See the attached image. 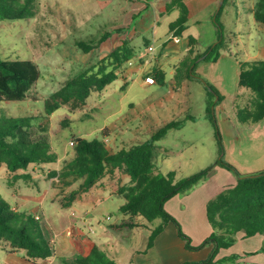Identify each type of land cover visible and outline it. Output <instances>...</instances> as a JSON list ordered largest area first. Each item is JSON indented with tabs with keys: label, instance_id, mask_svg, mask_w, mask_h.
Segmentation results:
<instances>
[{
	"label": "rangeland",
	"instance_id": "1",
	"mask_svg": "<svg viewBox=\"0 0 264 264\" xmlns=\"http://www.w3.org/2000/svg\"><path fill=\"white\" fill-rule=\"evenodd\" d=\"M107 1L33 0L34 17L17 21L0 20V59L30 60L38 66L41 72L39 81L32 87L25 101L0 103V120L10 117L30 120L34 135L46 137L50 144V152L57 155L54 163L32 164L27 170H19L16 173H11L6 164H0V195L13 210L21 215V221L26 217L35 219L36 215H40L41 221L38 222L40 227L47 225L51 220L61 229L69 224V219H73V217L64 219L61 214L60 217L54 215L56 209L62 214L70 213L71 209L70 207L62 208L60 203L53 199L56 197L66 206L72 199V192L79 191L74 200L85 193L79 189L81 181L64 186L57 177L51 178V173L62 171L65 163L73 158L75 139L105 140L102 130L107 127L110 132V144H107L113 150H116L117 146L122 149L124 148L122 147L123 142L134 141L133 145H135L150 140L152 134L160 127L153 128L149 135L147 128L149 121L155 119L160 122L162 120L161 124H164L172 115L167 107L161 108L157 104L165 96L166 85L159 86L154 92L141 88L138 83L124 88L122 76L108 85L104 91L93 92L82 108L73 110L69 106H62L51 115L47 114L46 102L62 88L67 79L89 69L97 71L101 65L103 58L100 57L96 48L90 53H84L77 46V42L97 43L105 31H111L114 25L124 21L120 12L128 4L123 0H113L112 4L110 2L106 4ZM24 4L25 1L22 2V5ZM253 5L254 0H227L225 4H222L218 18L219 25L216 21L214 22L217 35L213 41L210 24H203L200 49L207 50L215 45L220 31L224 38L225 48L221 51L218 62L203 61L195 68L194 75L203 82L194 76L189 78L191 82L188 86L190 93L188 98L190 111L188 112L195 117L197 123L188 124L174 134L179 140L195 141L197 139L195 143H192V147L199 149L197 152L199 158L196 157L192 167L183 171L177 181L207 169L220 158H223L224 162L233 166L243 176L264 171V121L243 124L239 122L237 115L238 109L248 104L253 94L248 89L236 85V72L239 68L241 70V64L261 60L259 50L261 47L264 48V28L256 24L251 13L247 12L248 7ZM176 15H167L160 19V35L167 30L169 23L175 20ZM144 16V13H135L132 21L134 25L138 24ZM149 38L152 39L151 36ZM142 41L140 39L139 43L142 44ZM166 61L168 59L164 62ZM122 70L124 66L120 69ZM204 83L211 85L222 97L220 102H217V97L214 99L215 107L211 115L217 121L220 140L216 135L212 118L207 113L210 97ZM157 145L163 148L173 145L175 148L183 149L186 157H189L192 149L190 146L183 147V143L176 140L173 134L168 139L165 138L158 142ZM218 167L214 168L213 173L199 185L210 180ZM220 168L236 179L231 171ZM23 175H28V177H23ZM118 177H120L119 180H117ZM121 178L122 176L118 175L114 178H106L104 181L108 182L112 190L120 189L123 185ZM103 193L106 200L102 206L98 207L96 211L98 216L89 217L88 221L93 225V230L97 232L96 238L102 234L100 232L105 224H120L126 219L121 218L118 211L124 199L121 200L120 196L109 198L108 191ZM86 204L87 202H84V207L79 208V215L93 210L91 204L88 206ZM78 205H81L80 202ZM107 216L111 220L106 221ZM175 219L180 224L182 232L191 239L193 246L201 245L208 238L198 243L197 237L203 230L186 227L185 221ZM144 223L149 228H155L162 221ZM26 226L31 231H37L38 226L33 220L27 222ZM139 228L137 230L126 229L132 233L130 237L122 235L128 242L127 246H134L137 249L146 246L149 233L146 235L145 228ZM111 231L110 234L102 235V238H117L118 234L115 232L112 234ZM170 233L179 239V244L175 246L176 253L180 252L181 257L187 262H200L208 259L210 254L206 256L200 250L199 252H186L184 250L185 241L178 237L173 226L168 228L165 236ZM109 249H106V254L118 262L121 258L115 257ZM127 253L124 251V255ZM247 254L249 253L245 255ZM218 255L216 260L221 259ZM232 255H239L237 264H241L242 255L236 253ZM24 261V251H14L8 243L0 241V264H25ZM135 262L136 264H160L155 253L147 257H138ZM54 264H59V261L56 259Z\"/></svg>",
	"mask_w": 264,
	"mask_h": 264
},
{
	"label": "trees",
	"instance_id": "2",
	"mask_svg": "<svg viewBox=\"0 0 264 264\" xmlns=\"http://www.w3.org/2000/svg\"><path fill=\"white\" fill-rule=\"evenodd\" d=\"M25 4L22 5V2ZM227 0H224L225 4ZM33 0H0V20L17 21L34 17ZM223 7V6H222ZM215 17L218 18L222 10ZM179 9L178 19L171 23L170 31L175 36H182L188 27V10L180 0H172L167 4V11ZM255 22L264 28V0H254L252 8ZM222 30V29H221ZM105 34L97 43L88 44L78 41L77 46L84 53H90L107 39ZM197 39L189 37V51L180 62L178 69L186 70L194 76L197 65L203 61L217 62L225 42L220 31L218 41L204 53L195 55ZM129 42L113 48L102 60L97 71L91 69L69 78L62 88L54 93L46 102V112L51 115L62 106L76 110L82 108L93 92H101L118 79V73L125 63L135 57ZM157 81L163 82L164 72L156 71L153 75ZM41 72L38 66L30 60L0 59V103L22 102L28 98L32 87L39 81ZM201 80L200 78H197ZM202 81V80H201ZM203 82V81H202ZM209 92L210 102L207 108L209 116L215 107L214 99L220 102L222 97L208 83H204ZM239 87L252 92L248 104L238 109L239 122L243 124L258 123L264 119V60L241 64ZM216 135L220 133L215 117L211 116ZM30 120L10 117L0 120V164H6L11 173L27 170L32 164H50L57 160V155L50 152V144L43 135H34ZM179 125L172 122L153 133L150 140L112 152L103 139H75L74 157L65 163L62 171L52 172L51 178H58L64 186L81 181L79 189L89 192L99 187L104 179L118 175H127L128 185H123L118 195L125 203L119 208V213L127 216L120 224H113L116 231L123 229L148 228L146 250L154 246L156 238L172 223L178 236L185 241V247L190 251H199L212 247L207 260L186 262L183 264H237L239 255H232L216 260L220 250L228 249L237 242L238 233L245 238L255 235L264 237V171L243 176L230 164L220 158L214 165L198 173L176 181L175 173L163 174L156 172V143L162 140L169 130ZM104 135V132L102 133ZM217 166L226 168L236 177V185L229 187L211 199L207 204V219L212 227L211 235L199 246H193L178 221L165 209L167 201L176 195L189 194L202 181L206 180ZM17 177V176H16ZM28 177V175H23ZM20 178V177H19ZM79 191L71 193L72 199L66 206H71ZM14 211L11 205L0 195V241L8 243L14 251H24L25 258L33 264H44L55 257L50 243L43 238L39 220L24 219ZM33 220L37 231H31L26 226ZM161 220L155 228H149L144 222L153 223ZM39 235V236H38ZM264 254V241L260 249ZM249 253L247 255H253ZM59 264H117L104 250L94 246L88 256L74 255L57 257Z\"/></svg>",
	"mask_w": 264,
	"mask_h": 264
},
{
	"label": "crops",
	"instance_id": "3",
	"mask_svg": "<svg viewBox=\"0 0 264 264\" xmlns=\"http://www.w3.org/2000/svg\"><path fill=\"white\" fill-rule=\"evenodd\" d=\"M123 1L128 4L120 12L123 15L124 21L121 24L114 25L111 31H105L103 35L108 34L107 39L99 46V48H96V50L99 51L100 57L104 58L113 48L122 45L124 41L129 42L130 48H132L135 53V57L131 59L133 65L129 66L125 63L124 70L117 71L118 77L122 76L124 79V88L138 83L141 88L154 92L159 86H167V91L164 94L165 96H163L157 104L161 108L167 107L169 113L172 115L169 116V120L164 124H161L162 120H160V122L155 121V119L150 120L147 124L148 134L150 135L152 133L153 128L158 129L160 127L159 129H161L165 125L174 122L179 126L169 130L163 139H168L169 136L173 134V137L176 140L183 143V147L190 146L191 148L193 146L192 143H195L197 139L195 141L184 139L179 140V138L174 134V132L182 130L188 124L197 123L195 117L188 112L190 111V105L188 102L190 93L188 92V86L191 82L189 79L191 76L187 71L179 70L178 66L189 51V37H194L198 41L195 45V55L206 51V49H200L202 39L201 32L204 23L210 24L214 37L212 38V41L216 38L217 33L214 22L221 0H180L184 3L188 10V27L182 36H175L170 31L171 23L175 22L180 15V11L177 8H174L170 12L167 11V4L172 0ZM109 2L112 4L113 0H108L106 4ZM103 6H105V4H103ZM253 6L248 7L247 11L248 13H251L252 16L253 13L251 11ZM135 13L145 14V16L141 18V21L136 25L132 22ZM172 14H177L175 20L171 21L167 30L160 35V19ZM131 15H133V17H131ZM149 36H151L152 39H150ZM140 39L143 40L142 44L139 43ZM149 47H153L154 51L149 52ZM259 57H261V60H264L263 47L259 50ZM167 59L168 61L164 62ZM156 71L164 72L165 76L163 82L157 81L153 76ZM240 71L241 70L239 68L238 72H236L237 86H239ZM148 76H153L156 80V84H147L145 82V78ZM130 82L132 83L130 84ZM150 106L152 107V104H150ZM148 110H151V108H148ZM221 113L223 114V111ZM263 121L264 119L260 122ZM115 127L117 126L115 125ZM103 132L104 135L102 136L105 137L104 142L106 143L107 148H109L112 152L121 150L119 146L116 147V150H113V148L107 144H110V132L107 127L102 130V133ZM133 143L134 141L129 143L123 142L122 147L129 148L133 146ZM157 144L158 142L156 143V172L163 174L173 172L175 173L176 181L180 178L181 173L186 171V169L191 168L195 163V159L199 158L197 156V152L199 151L198 148L194 149L192 147L189 157H186L183 149L181 150L178 147L175 148L173 145L165 146L163 148L159 147ZM210 178V180L208 179L209 181L207 180L208 182H203L191 193L176 195L165 204L166 211L182 222L185 221L186 227H191L193 229L197 228L198 230L201 228L203 230V232L197 237V240H199L198 243L204 241L213 231L207 219L208 202L225 189L232 187L237 183L236 179L230 173L222 170L220 167L216 169L214 175ZM119 179L120 177H118L117 180ZM121 179L123 180V185H128L130 182L127 175L122 176ZM105 191L109 192V198L119 196V189L114 188L112 190V188L108 185V182L105 180L104 184H101L99 188H93L89 192L78 196L71 203V206H65L56 197H54L53 200L60 203L62 208L70 207L69 209H71L70 213L65 212L63 214L56 209L54 215L60 217L61 214L64 219H69L70 217H73V219H69V224L61 229L51 220H49L47 225L41 226L42 236L50 243L55 255L53 259L44 264H54L57 257H71L74 255L88 256L94 246H98L104 251L111 248V250L109 249L110 253L115 255V257L121 258L118 260L117 264H136L135 260L138 259V257H147L152 253L157 255L160 264H183L187 262L185 258L181 257L180 252L176 253L175 251V246L177 243L179 244V239L175 237L173 233L165 236L170 226L175 228L178 235L177 229L172 223H169L166 226L165 230L156 238L154 246L147 251H145L146 246L142 249H137L134 246H127L128 242L123 237H130L132 233L128 232L126 229L116 231L111 228L112 224H105L100 232L102 234L99 238H96L95 235L97 232L93 230V225L88 221L90 218H96L98 216L96 211L106 200L103 193ZM120 199L123 200L124 198L122 199L121 197ZM123 201L124 202L120 204L118 209L125 203V200ZM78 202H80L81 205H78ZM84 202H87L86 206L91 204L93 210L87 211L84 215H79V208L84 207ZM120 215L121 218H127V216L122 214ZM39 221H41V217ZM98 223H102V221H98ZM191 228L188 229L193 230ZM110 230H112L111 233L115 232L118 234L117 238L111 237L110 239H103L102 235L104 236L110 234ZM144 231L147 232L146 235L150 233L148 228H145ZM237 239L238 240L234 246L228 249H222L218 257L222 258L236 253L242 255V259L240 260L241 264H264V254L260 252L264 241V237L262 235L245 238L244 233L240 232L237 235ZM109 242H111V244H109ZM184 250L186 252H191L190 250H187L186 247ZM211 250L212 247H206L200 251L204 252V255L208 256ZM124 251L128 252L127 255H124ZM246 253L254 254L245 255ZM24 262L25 264H33L26 260V258Z\"/></svg>",
	"mask_w": 264,
	"mask_h": 264
},
{
	"label": "built area",
	"instance_id": "4",
	"mask_svg": "<svg viewBox=\"0 0 264 264\" xmlns=\"http://www.w3.org/2000/svg\"><path fill=\"white\" fill-rule=\"evenodd\" d=\"M148 50H149V52H153V51H154V48H153V47H149ZM126 64L129 65V66H132V65H133V62H132L131 60H129ZM145 82H146L147 84H149V85L156 84V80H155V78H154L153 76H148V77H146V78H145ZM35 219H36V220H40L39 215L36 216ZM107 220H111V218H110V217H107ZM91 231H92V229H91Z\"/></svg>",
	"mask_w": 264,
	"mask_h": 264
},
{
	"label": "water",
	"instance_id": "5",
	"mask_svg": "<svg viewBox=\"0 0 264 264\" xmlns=\"http://www.w3.org/2000/svg\"><path fill=\"white\" fill-rule=\"evenodd\" d=\"M224 3V0H221V2H220V6H219V8H218V11H217V13L219 12V10H220V7L222 6V4Z\"/></svg>",
	"mask_w": 264,
	"mask_h": 264
}]
</instances>
